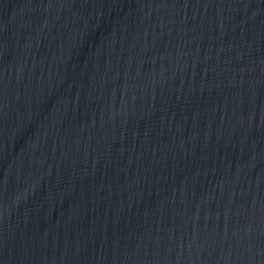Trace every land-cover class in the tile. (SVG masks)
<instances>
[{
  "label": "water",
  "instance_id": "water-1",
  "mask_svg": "<svg viewBox=\"0 0 264 264\" xmlns=\"http://www.w3.org/2000/svg\"><path fill=\"white\" fill-rule=\"evenodd\" d=\"M0 264H264V0H0Z\"/></svg>",
  "mask_w": 264,
  "mask_h": 264
}]
</instances>
